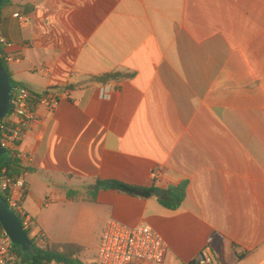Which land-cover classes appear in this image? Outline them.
<instances>
[{
  "label": "crops",
  "instance_id": "0c3cea01",
  "mask_svg": "<svg viewBox=\"0 0 264 264\" xmlns=\"http://www.w3.org/2000/svg\"><path fill=\"white\" fill-rule=\"evenodd\" d=\"M20 2L0 15L18 56L7 68L19 86L59 97L20 147L37 229L83 247L79 258L91 245L98 255L115 220L156 229L169 246L162 264L205 249L219 264H264V0ZM23 10L25 24L14 18ZM116 73L130 77L98 80ZM182 183V205H162Z\"/></svg>",
  "mask_w": 264,
  "mask_h": 264
},
{
  "label": "built area",
  "instance_id": "2783aa9c",
  "mask_svg": "<svg viewBox=\"0 0 264 264\" xmlns=\"http://www.w3.org/2000/svg\"><path fill=\"white\" fill-rule=\"evenodd\" d=\"M20 4V0H12ZM23 7L22 4H20ZM21 24L28 21V14L23 10L14 14ZM9 43L0 35V59L6 64L15 61L18 56L8 51ZM59 104L58 94L52 90L36 93L19 86L14 90L10 112L0 121L1 144L8 152L5 161L18 168L13 172L10 167L0 168V195L8 206L20 218L23 228L31 242L39 250H46L50 242L37 229L34 219L24 209V199L28 191V171L21 165L20 147L29 131L40 122L39 110L53 112ZM169 246L164 237L152 226L140 224L128 227L111 220L107 224L101 239L98 255L94 264H162ZM0 264H29L25 262L15 244L0 224ZM44 264H66L52 260ZM191 264H219L209 249Z\"/></svg>",
  "mask_w": 264,
  "mask_h": 264
},
{
  "label": "trees",
  "instance_id": "16d2710c",
  "mask_svg": "<svg viewBox=\"0 0 264 264\" xmlns=\"http://www.w3.org/2000/svg\"><path fill=\"white\" fill-rule=\"evenodd\" d=\"M12 3V0H4L2 6L0 7V15L1 11L7 7L9 4ZM1 54V50H0ZM1 64L3 65L5 71L7 72L8 76L11 79V83L14 89L18 88L19 85L13 80L11 73L7 68V64L0 59ZM130 77V75L124 73H116L111 75H104L100 77L98 80L101 83H108L111 81H123ZM8 166L13 172H16L18 165L14 163L11 167L5 159L0 164V168ZM98 189H109V190H116L118 192L134 196V197H141V198H150L154 195L157 189L154 186L150 187H135L124 184L118 181H98L97 187ZM187 193V183H182L177 187H171L167 191V195L165 198L160 199V202L165 207L176 210L178 209L186 198ZM1 224V223H0ZM1 227H3L1 225ZM50 242V241H49ZM34 246V253H31V256L25 260L29 264H44L45 262H49L52 260H57L64 262L66 264H84L79 260V255L81 252L84 251L83 247L74 244H60V243H51L46 250H39L35 244L32 242ZM21 255V248L15 245Z\"/></svg>",
  "mask_w": 264,
  "mask_h": 264
},
{
  "label": "water",
  "instance_id": "95a60500",
  "mask_svg": "<svg viewBox=\"0 0 264 264\" xmlns=\"http://www.w3.org/2000/svg\"><path fill=\"white\" fill-rule=\"evenodd\" d=\"M4 0H0V7ZM14 88L11 79L5 71L0 62V121L10 112L12 95ZM8 152L1 144V130H0V164L4 161ZM155 195H163L161 191H155ZM0 223L4 230L11 238L13 243L21 248L24 252L34 253V246L25 232L20 218L8 206L4 198L0 195Z\"/></svg>",
  "mask_w": 264,
  "mask_h": 264
},
{
  "label": "rangeland",
  "instance_id": "374dc122",
  "mask_svg": "<svg viewBox=\"0 0 264 264\" xmlns=\"http://www.w3.org/2000/svg\"><path fill=\"white\" fill-rule=\"evenodd\" d=\"M50 209H52V207ZM54 232H55V235L57 236V238H59V239L66 238L68 236V234H69V231H54ZM96 234H97L96 231H88L87 236L90 239H95ZM60 244H62V243H60ZM85 250H86V254L82 258H79V260L81 262H84L83 261L84 258H91V257H94L95 255H97V249H96L95 245H91L89 247H85ZM30 256H31L30 252H24L21 249V257H22V259L27 260Z\"/></svg>",
  "mask_w": 264,
  "mask_h": 264
}]
</instances>
